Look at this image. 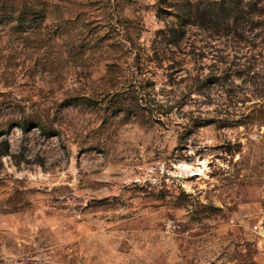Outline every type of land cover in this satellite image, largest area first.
Segmentation results:
<instances>
[{"label": "rangeland", "instance_id": "obj_1", "mask_svg": "<svg viewBox=\"0 0 264 264\" xmlns=\"http://www.w3.org/2000/svg\"><path fill=\"white\" fill-rule=\"evenodd\" d=\"M0 264H264V0H0Z\"/></svg>", "mask_w": 264, "mask_h": 264}, {"label": "built area", "instance_id": "obj_2", "mask_svg": "<svg viewBox=\"0 0 264 264\" xmlns=\"http://www.w3.org/2000/svg\"><path fill=\"white\" fill-rule=\"evenodd\" d=\"M166 224H167L169 227H174V226L177 225L176 222H175V220H174L173 218H170V219L166 222Z\"/></svg>", "mask_w": 264, "mask_h": 264}, {"label": "bare ground", "instance_id": "obj_3", "mask_svg": "<svg viewBox=\"0 0 264 264\" xmlns=\"http://www.w3.org/2000/svg\"><path fill=\"white\" fill-rule=\"evenodd\" d=\"M192 168H193V167H192ZM197 170H198V171H194V172H195V173H200L201 169L198 168Z\"/></svg>", "mask_w": 264, "mask_h": 264}]
</instances>
